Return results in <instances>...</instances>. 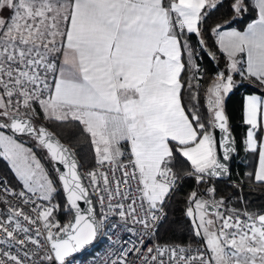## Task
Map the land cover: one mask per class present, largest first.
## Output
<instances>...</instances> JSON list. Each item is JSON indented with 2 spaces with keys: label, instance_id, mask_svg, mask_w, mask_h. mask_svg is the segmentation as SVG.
I'll return each mask as SVG.
<instances>
[{
  "label": "snow or ice",
  "instance_id": "snow-or-ice-1",
  "mask_svg": "<svg viewBox=\"0 0 264 264\" xmlns=\"http://www.w3.org/2000/svg\"><path fill=\"white\" fill-rule=\"evenodd\" d=\"M220 3L0 0V157L22 185L16 191L6 178L0 179V192L15 196L21 205L9 206L6 218L0 214V264H74V254L102 232L118 227L131 231L129 218L141 226L143 238L121 248L110 264H135L132 256L139 264H264V212L226 207L223 197L202 200L196 191L188 197L186 216L203 244L193 249L146 243L175 189L171 165L177 155L190 164L187 175L197 183L228 171L218 158V145L227 160L234 149L226 146L223 101L234 87L233 74L264 86V0H233L230 7L237 16L251 8L256 18L244 30H224L227 21L210 29L227 58L228 72L217 73L207 89L210 119L205 122L194 104L189 107L198 94L185 101L184 91H191L194 78L187 74L201 71L188 37L195 34L206 47L204 25ZM41 116L44 121L78 123L96 167L80 173L73 150L43 123H35ZM244 123L250 126L246 149L258 154V166L249 176L264 184L260 95L245 98ZM209 126L224 132V139L218 142ZM21 136L63 165L64 171L54 170L66 194L65 207L74 212L67 223L54 219L59 205L51 201L58 189ZM89 186L97 194L99 211ZM207 191L214 194L215 189ZM81 200L89 205L85 211ZM110 217L119 221L110 222Z\"/></svg>",
  "mask_w": 264,
  "mask_h": 264
},
{
  "label": "trees",
  "instance_id": "trees-1",
  "mask_svg": "<svg viewBox=\"0 0 264 264\" xmlns=\"http://www.w3.org/2000/svg\"><path fill=\"white\" fill-rule=\"evenodd\" d=\"M232 2L233 0H222V3L210 12L203 29V39L206 41V47L202 48L197 43L199 37L195 34H190L188 37L195 53H197L196 63L199 64L201 71L187 74L188 77H194L191 81L193 87L190 92L187 89L184 91V98L187 102L192 94H198L197 100L192 101L189 107L194 104L199 109L205 122L210 119L207 111V89L217 73L223 71L225 75L228 74L227 58L219 51L218 45L215 44V35L211 34L210 29L217 23L223 24L225 21L228 24H225L224 27L234 26L241 29L256 15L249 8L248 11L237 16L230 7ZM234 76H238L239 80L235 82L233 89L224 96L223 101L224 112L228 118V128L231 131L235 145L234 156L229 165V176L226 179L206 177L203 183H197L194 176L187 175L190 171V164L186 162L185 158L177 155L171 165L177 176V184L164 203L166 215L155 230V238L159 241H172L182 244L203 242L200 237L194 235L191 218L186 216V209L190 206L188 197L192 191H196L198 197L202 200H219L223 197L226 207L239 210L246 208L250 212H264V184L255 183L249 176V173L254 172L256 153L246 149L245 132L248 125L244 123L242 109L243 94L251 91L264 94V86H261L254 79H242L238 74H233ZM37 111H39L38 107ZM35 123H43L62 141L66 142L78 157L81 166L90 165L95 159L88 138L82 133L78 123L44 121L42 116ZM208 130L211 131L210 126ZM19 139L33 149L35 155L49 173V177L55 182L58 194L53 197L51 203L52 205L58 204L59 208L53 212V217L60 223L65 222L69 210L65 207L66 201L45 150L35 146V141L30 137L21 136ZM2 161L0 158V162ZM0 172L6 176L11 184H17L5 163L0 164ZM231 179H234L237 183H232ZM209 188L215 189L214 194L207 191Z\"/></svg>",
  "mask_w": 264,
  "mask_h": 264
},
{
  "label": "built area",
  "instance_id": "built-area-1",
  "mask_svg": "<svg viewBox=\"0 0 264 264\" xmlns=\"http://www.w3.org/2000/svg\"><path fill=\"white\" fill-rule=\"evenodd\" d=\"M122 147L125 149V151L127 150L126 145H122ZM123 160L125 163L127 162V153L125 157L123 158ZM95 167H96V164H95V159H94L90 165H83V166L80 165L79 169L82 174H86L88 171L92 170ZM189 172H191V168ZM117 175H119V173H117ZM4 178H6V176L2 172H0V179H4ZM84 181L87 185L88 179L86 175L84 176ZM230 181L232 183H237L234 179H231ZM7 182H8V185L11 188L15 189L16 191H19L22 187V185H19V184H11L8 180ZM176 184H177V179H176ZM125 187L126 185H123V184L121 185L122 189ZM89 192L92 197L94 206L96 207V210L99 211V204L97 202V194L92 191L90 186H89ZM5 199L12 202L11 205L3 203V200ZM9 206L20 207L21 205L19 201H17L15 196L6 195L3 192H0V214H3L5 218L7 215V208ZM31 207L32 205L26 206L25 211L26 212L29 211ZM243 210L244 208L241 209V211ZM30 214L35 216L34 213H30ZM165 215H166V209H165V206H163V215H162V218L156 223V228L160 224L161 220L165 217ZM109 219H110V222L119 221L118 217H110ZM65 223L66 221L60 224L63 225ZM127 228L132 229V230L128 231V230H125V228L123 227H118L115 230H112L109 232H102L101 234H99L96 240L93 242V244L86 246L85 249H82L79 253L74 254L75 256L74 264H110L111 260L117 259L116 254L121 250V248L125 246L130 247L132 243L138 244L139 239L143 238L141 236V226L138 224H135V225L132 224L130 218L127 224ZM3 238H4V234L0 232V239H3ZM20 238L23 239V236H21ZM126 242H127V245H126ZM146 243L148 244V246H151L153 243H159V244L168 243V244L181 245V246L191 245L193 249H196L198 246L203 244V242L201 241H197L192 244H182L179 242H172V241H159L155 238V231L151 237H148L146 239ZM29 247H32V246L30 245ZM109 253H111L110 256H109ZM187 254L191 255L192 253H187ZM131 259L135 261V264H139V260L135 256H132Z\"/></svg>",
  "mask_w": 264,
  "mask_h": 264
},
{
  "label": "water",
  "instance_id": "water-1",
  "mask_svg": "<svg viewBox=\"0 0 264 264\" xmlns=\"http://www.w3.org/2000/svg\"><path fill=\"white\" fill-rule=\"evenodd\" d=\"M37 125H39V124H41V123H36ZM49 131H51L50 129H48ZM51 132H53V131H51ZM211 132H213V134H214V136L216 137V139H217V141L219 142V141H221V140H223L224 139V137H225V133L224 132H222L219 128H215V129H213L212 127H211ZM54 133V132H53ZM55 134V133H54ZM56 135V134H55ZM57 136V135H56ZM228 136H229V144L228 145H226L227 147H230V148H232V149H234L235 150V145H234V141H233V136H232V134H231V131L229 130V128H228ZM58 137V136H57ZM59 138V137H58ZM60 139V138H59ZM61 140V139H60ZM61 142L62 143H64L66 146H68L69 148H71L66 142H64V141H62L61 140ZM234 150L230 153V155H229V158L227 159V160H223V148H221V147H219V145H218V158H220L221 159V162H223V163H225L226 165H227V167H228V171L226 172V173H222L220 176H212V177H214V178H220V179H226V178H228V176H229V165H230V161H231V159L233 158V156H234ZM76 155V154H75ZM76 158L78 159V157L76 156ZM50 160V159H49ZM78 161H79V159H78ZM50 162H51V165H52V168H53V170L55 169V168H59L61 171H64L65 169L63 168V165H61V164H59L58 162H53V161H51L50 160ZM79 164H80V161H79ZM80 168V167H79ZM79 172H80V169H79ZM54 173H55V176H56V178H57V180H58V173L54 170ZM81 173V172H80ZM58 183H59V186H60V188H61V184H60V182L58 181ZM84 183H85V181H84ZM86 184V183H85ZM61 191H62V189H61ZM62 195H63V197H64V199H65V201H66V194L65 193H63V191H62ZM90 198L92 199V197H91V195H90ZM93 201V200H92ZM78 203L80 204V206H81V209H82V211H85L87 208H88V204L87 203H85L83 200H81V201H78ZM93 205H94V203H93ZM74 216V212H72V211H69V215H68V218H67V220H66V223L70 220V219H72V217Z\"/></svg>",
  "mask_w": 264,
  "mask_h": 264
},
{
  "label": "crops",
  "instance_id": "crops-1",
  "mask_svg": "<svg viewBox=\"0 0 264 264\" xmlns=\"http://www.w3.org/2000/svg\"><path fill=\"white\" fill-rule=\"evenodd\" d=\"M254 18H256V15H255V17H253L252 19H250V20L245 24V26H244L242 29H238V28H235V27H231V28H235V29H237V30H244V28L247 26V24L250 23ZM228 28H229V27H226L225 30H228ZM244 59H246V57H244ZM242 62H243V61H242ZM253 94H255V95H260L262 98H264V94L259 93V92H256V91L245 92V93L243 94V98H242L243 118H244V104H245V98H246L248 95H253ZM249 127H250V126L248 125V127H247V129H246V132H245V141H246L247 130H248ZM260 137H264V132L260 133ZM20 140H21V139H20ZM122 145H124V144H122ZM0 158L3 160L2 162H0V164L3 165V163H5V164L9 167V169H10V171H11V173H12L14 179H15V181L17 182V184L21 185L20 182L18 181V179L16 178L15 173L11 170V166H10L9 162L6 161L3 157H0ZM257 166H258V154L256 153V163H255L254 170H255V168H256ZM190 168H191V167H190Z\"/></svg>",
  "mask_w": 264,
  "mask_h": 264
},
{
  "label": "rangeland",
  "instance_id": "rangeland-1",
  "mask_svg": "<svg viewBox=\"0 0 264 264\" xmlns=\"http://www.w3.org/2000/svg\"><path fill=\"white\" fill-rule=\"evenodd\" d=\"M229 27V26H228ZM230 27H234V26H230ZM226 27H224V30H225ZM236 28V27H235ZM239 29V28H238ZM242 29V28H241ZM243 61V60H242ZM227 64V62H226ZM234 79V82H237L239 79H238V76H234L233 77ZM25 138H28L27 136H24ZM31 139V138H30ZM22 141V140H21ZM23 142V141H22ZM26 147H29L26 143H25ZM30 148V147H29ZM52 204V203H51Z\"/></svg>",
  "mask_w": 264,
  "mask_h": 264
}]
</instances>
